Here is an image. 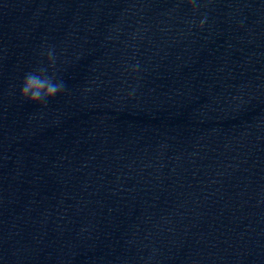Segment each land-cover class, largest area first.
<instances>
[{
    "label": "clouds",
    "instance_id": "obj_1",
    "mask_svg": "<svg viewBox=\"0 0 264 264\" xmlns=\"http://www.w3.org/2000/svg\"><path fill=\"white\" fill-rule=\"evenodd\" d=\"M188 2L194 12L200 6L198 0H188ZM205 23L206 17L200 20L198 27L203 28ZM40 56L47 61V66H44L42 60L37 67L24 74L20 84V97L30 103L46 106L49 100L64 91L65 85L62 80L57 79L55 71L49 74V69L55 70L56 67L57 58L54 49L49 47L46 51L42 50ZM137 70L136 67L132 68L133 72Z\"/></svg>",
    "mask_w": 264,
    "mask_h": 264
}]
</instances>
